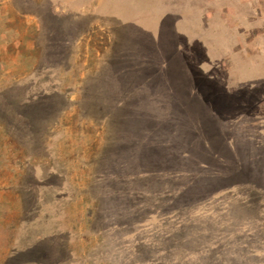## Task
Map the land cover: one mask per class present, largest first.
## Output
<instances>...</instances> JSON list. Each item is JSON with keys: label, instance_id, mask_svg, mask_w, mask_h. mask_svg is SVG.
I'll use <instances>...</instances> for the list:
<instances>
[{"label": "rangeland", "instance_id": "1", "mask_svg": "<svg viewBox=\"0 0 264 264\" xmlns=\"http://www.w3.org/2000/svg\"><path fill=\"white\" fill-rule=\"evenodd\" d=\"M0 264H264V0H0Z\"/></svg>", "mask_w": 264, "mask_h": 264}]
</instances>
